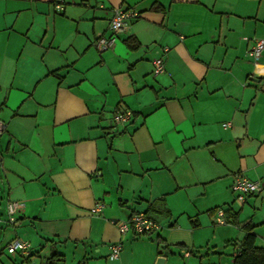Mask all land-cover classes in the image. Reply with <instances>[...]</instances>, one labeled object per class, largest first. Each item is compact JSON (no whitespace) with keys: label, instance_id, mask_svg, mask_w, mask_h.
I'll list each match as a JSON object with an SVG mask.
<instances>
[{"label":"crops","instance_id":"1","mask_svg":"<svg viewBox=\"0 0 264 264\" xmlns=\"http://www.w3.org/2000/svg\"><path fill=\"white\" fill-rule=\"evenodd\" d=\"M114 8L139 17L99 53ZM256 39L264 0H0V264H27L6 253L14 239L35 264H233L249 232L264 249ZM117 110L132 120L116 124ZM236 176L262 185L243 205ZM9 201L23 205L14 225ZM137 213L160 230L121 236Z\"/></svg>","mask_w":264,"mask_h":264},{"label":"built area","instance_id":"2","mask_svg":"<svg viewBox=\"0 0 264 264\" xmlns=\"http://www.w3.org/2000/svg\"><path fill=\"white\" fill-rule=\"evenodd\" d=\"M57 9L61 10L60 6H56ZM139 17V13L135 10L114 8L112 16L109 19V31L111 35L108 38L103 36L98 37L93 42V47L99 53L111 49L116 41L118 34L124 32L131 21H135ZM264 51V42L261 39L254 40L253 46L247 52V56L253 60H256ZM164 72V62L161 58H157L153 61V75L157 76ZM132 113L130 111L117 110L114 113L113 120L116 124H128L132 120ZM224 128L228 127V124L223 125ZM6 124L0 121V136L6 131ZM262 190L261 183L257 181H250L243 176H236L233 184L231 185V191L235 195V201L239 205L245 204L248 197L257 195ZM22 204L15 201H9L5 207V221L7 225H14L16 223V215L22 208ZM104 205L97 203L92 209V213L99 214L102 212ZM216 218L215 223L217 225H226L228 223L226 219V213L223 209L218 208L215 211ZM118 232L121 236L131 232L135 236L148 235L155 231L160 230L161 226L155 220L144 213H137L132 215L128 221L120 222L116 224ZM7 254H19L25 260L27 264H35L31 258L34 257L32 254V246L27 241L20 239L12 240L5 248ZM121 251L120 243H116L110 246V254L108 258L110 260H116ZM188 255V253H186Z\"/></svg>","mask_w":264,"mask_h":264},{"label":"trees","instance_id":"3","mask_svg":"<svg viewBox=\"0 0 264 264\" xmlns=\"http://www.w3.org/2000/svg\"><path fill=\"white\" fill-rule=\"evenodd\" d=\"M59 261L57 254H52L48 259V264H56ZM233 264H264V249L254 246V235L249 232L243 240L240 253L235 257Z\"/></svg>","mask_w":264,"mask_h":264},{"label":"water","instance_id":"4","mask_svg":"<svg viewBox=\"0 0 264 264\" xmlns=\"http://www.w3.org/2000/svg\"><path fill=\"white\" fill-rule=\"evenodd\" d=\"M164 262H165L164 257H159V258L156 260V263H155V264H164Z\"/></svg>","mask_w":264,"mask_h":264},{"label":"rangeland","instance_id":"5","mask_svg":"<svg viewBox=\"0 0 264 264\" xmlns=\"http://www.w3.org/2000/svg\"><path fill=\"white\" fill-rule=\"evenodd\" d=\"M95 49V48H94ZM237 205V203H235Z\"/></svg>","mask_w":264,"mask_h":264}]
</instances>
